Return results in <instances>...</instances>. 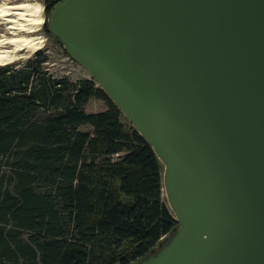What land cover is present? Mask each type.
I'll return each instance as SVG.
<instances>
[{
  "label": "water",
  "instance_id": "1",
  "mask_svg": "<svg viewBox=\"0 0 264 264\" xmlns=\"http://www.w3.org/2000/svg\"><path fill=\"white\" fill-rule=\"evenodd\" d=\"M48 28L163 165L178 226L135 264H264V0H60Z\"/></svg>",
  "mask_w": 264,
  "mask_h": 264
},
{
  "label": "trees",
  "instance_id": "2",
  "mask_svg": "<svg viewBox=\"0 0 264 264\" xmlns=\"http://www.w3.org/2000/svg\"><path fill=\"white\" fill-rule=\"evenodd\" d=\"M60 0H43L48 14ZM39 49L0 66V264H135L178 226L163 165L90 79L46 69ZM106 103L86 112L90 99ZM89 125L92 131L79 129Z\"/></svg>",
  "mask_w": 264,
  "mask_h": 264
},
{
  "label": "bare ground",
  "instance_id": "3",
  "mask_svg": "<svg viewBox=\"0 0 264 264\" xmlns=\"http://www.w3.org/2000/svg\"><path fill=\"white\" fill-rule=\"evenodd\" d=\"M44 22L43 6L38 1L12 3L0 0V65L12 63L38 50L44 42L39 35Z\"/></svg>",
  "mask_w": 264,
  "mask_h": 264
},
{
  "label": "rangeland",
  "instance_id": "4",
  "mask_svg": "<svg viewBox=\"0 0 264 264\" xmlns=\"http://www.w3.org/2000/svg\"><path fill=\"white\" fill-rule=\"evenodd\" d=\"M12 3H18V2H33L38 1L43 6V18L45 20V10H44V3L43 0H8ZM44 22L41 24V28L39 30V35L43 36L44 42L42 43L41 47L39 49L45 50V52L49 56V62L45 64L44 67L48 69L50 72L66 76L72 80H78V79H84V78H90L89 73L83 68L79 63H77L75 60H73L60 46V44L57 43V41L47 36L43 29ZM1 33H4L3 28H0ZM38 49V50H39ZM37 51V50H36ZM32 53H26L25 57L20 58L12 63L6 64V65H14L17 68H21L24 66L27 59L34 57L35 52ZM3 65V66H6ZM2 66V65H0ZM86 112H100L106 109V103L99 99H90L87 104L84 107ZM121 121L125 125H131L128 121V119L122 114ZM79 129L84 131H92V127L89 125L80 126ZM165 195V194H164Z\"/></svg>",
  "mask_w": 264,
  "mask_h": 264
},
{
  "label": "built area",
  "instance_id": "5",
  "mask_svg": "<svg viewBox=\"0 0 264 264\" xmlns=\"http://www.w3.org/2000/svg\"><path fill=\"white\" fill-rule=\"evenodd\" d=\"M114 264H120V263L116 262V263H114Z\"/></svg>",
  "mask_w": 264,
  "mask_h": 264
}]
</instances>
